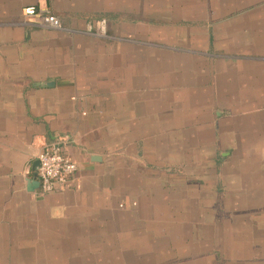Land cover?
Here are the masks:
<instances>
[{
  "label": "crops",
  "instance_id": "crops-1",
  "mask_svg": "<svg viewBox=\"0 0 264 264\" xmlns=\"http://www.w3.org/2000/svg\"><path fill=\"white\" fill-rule=\"evenodd\" d=\"M0 264H264V0H0Z\"/></svg>",
  "mask_w": 264,
  "mask_h": 264
},
{
  "label": "built area",
  "instance_id": "built-area-1",
  "mask_svg": "<svg viewBox=\"0 0 264 264\" xmlns=\"http://www.w3.org/2000/svg\"><path fill=\"white\" fill-rule=\"evenodd\" d=\"M23 12L29 18L28 21L35 26L62 28L60 18L50 11L27 7ZM106 26V20H101L97 29L100 33H104ZM37 159L39 161L38 178L41 189L45 193L65 189L78 171L77 163L66 155L65 145L61 141L44 144Z\"/></svg>",
  "mask_w": 264,
  "mask_h": 264
},
{
  "label": "rangeland",
  "instance_id": "rangeland-1",
  "mask_svg": "<svg viewBox=\"0 0 264 264\" xmlns=\"http://www.w3.org/2000/svg\"><path fill=\"white\" fill-rule=\"evenodd\" d=\"M107 22V21H106ZM92 30L94 31V33L96 34V35H106L107 34V26H106V30H105V32L104 33H100L99 32V30L97 29V26H92Z\"/></svg>",
  "mask_w": 264,
  "mask_h": 264
},
{
  "label": "water",
  "instance_id": "water-1",
  "mask_svg": "<svg viewBox=\"0 0 264 264\" xmlns=\"http://www.w3.org/2000/svg\"><path fill=\"white\" fill-rule=\"evenodd\" d=\"M38 163H39V161H38ZM31 185H32V187H33V186L36 185V183H35V182H31Z\"/></svg>",
  "mask_w": 264,
  "mask_h": 264
}]
</instances>
